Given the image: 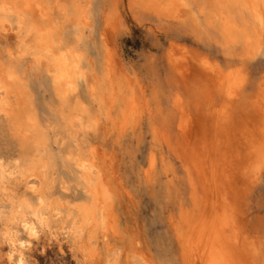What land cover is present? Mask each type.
<instances>
[{
	"label": "bare ground",
	"instance_id": "1",
	"mask_svg": "<svg viewBox=\"0 0 264 264\" xmlns=\"http://www.w3.org/2000/svg\"><path fill=\"white\" fill-rule=\"evenodd\" d=\"M136 1L146 10L159 13L161 9L177 14L178 21L186 15L181 0H131L133 4ZM22 2L0 0L10 6ZM29 2L41 5L27 11L43 15L44 23L57 37L66 32L80 37L81 67L89 87L96 90L102 107H108L109 113L120 108L122 131L131 128L138 88L130 81L116 78L111 65L112 52L104 41V45L94 43L96 30L91 3ZM229 2L213 0L212 10L204 9L205 13L220 17L214 32L207 34L217 39L216 54H200L183 45H171L163 58L167 84L157 100V112L164 123L163 133L167 135L164 138H168V131L175 125L184 143L180 145L182 148L177 146L182 149L177 157L179 166L171 164L166 157H161L159 163L151 154L147 174L154 180L160 167L175 187L168 222L174 232L180 264H264V217L253 218L249 227L251 237L243 233L232 235L226 230L227 217L229 225L232 218L224 209L223 190H242L246 180L258 179L264 170V75L255 76L250 68L253 61L264 56V31L233 20L239 38L226 32L224 24L229 10L216 5ZM56 4L64 6L63 12L47 7ZM112 24L108 19L105 21L107 28ZM218 43L225 46L218 47ZM237 44L240 49L232 50ZM47 46H50L48 36L38 39L29 33L28 23L21 27L14 8L0 12V71L9 51L12 56L7 58L8 63L17 70V79L0 92V160H4L0 166V264H19L21 252L28 264H40L42 258H47L49 264H101V261L107 264L109 259L116 264L121 257L115 256L109 243L110 236L120 234L116 194L113 179L96 153H78L86 155L96 171L85 172L82 180L77 177L78 185H72L90 203L92 211L82 212L62 204L60 215L53 218L54 209L45 215L43 224L35 215L31 189L34 186L44 192L47 199L45 190L54 171L51 144L56 143V137L49 127L64 125L69 135L60 136L59 143L63 146L74 135L69 122L82 115L63 96L57 84L56 65L36 58ZM83 118L88 119L86 115ZM93 118L97 119L96 114ZM87 147L94 148L89 143ZM16 160L20 163H15ZM85 189L95 196H85ZM75 195L74 191L69 203L75 201ZM240 198L242 202L248 200L241 194L235 196L236 201ZM33 228L35 236L30 234ZM12 238L27 241L29 246L20 248L17 243L13 247L7 243ZM110 251H113L111 257ZM9 253L13 254L11 260ZM131 253L138 259L133 260L128 253L127 264H153L138 251L132 249Z\"/></svg>",
	"mask_w": 264,
	"mask_h": 264
},
{
	"label": "rangeland",
	"instance_id": "2",
	"mask_svg": "<svg viewBox=\"0 0 264 264\" xmlns=\"http://www.w3.org/2000/svg\"><path fill=\"white\" fill-rule=\"evenodd\" d=\"M80 2L84 5L91 3L96 30L93 40L102 45L104 41L112 52L111 65L116 78L130 81L139 92L131 128L125 131L120 129V108L109 113V108L104 106L103 118L96 115L100 123L91 135L97 142L89 141L106 173L113 179L116 194L115 213L120 234L110 236V247L113 249L114 240H126L128 248L142 253L153 264H180L178 246L168 222L175 187L168 182L171 177L166 178L160 167L154 180L147 174L151 154L157 157L159 163L162 162L161 157H166L171 164L179 166L177 157L182 149L177 146L181 147L184 143L175 125L168 131V138H164V123L157 112V100L167 84L163 58L168 55L171 45H183L200 54H216L217 39L207 35L208 29L187 20L186 15L178 21L175 19L177 14L161 9L159 13L146 10L137 1V4L131 0ZM200 2L208 5V12L212 10L213 0ZM107 19L113 23L109 28L105 27ZM223 46L218 43V47ZM234 49H240V44ZM102 68L105 74V62ZM250 68L255 76H263L264 56L253 61ZM117 87L119 92V83ZM223 191L226 198V201L223 198L224 209L232 218L229 225L227 217V233H243L251 237L253 233L249 227L253 218L256 215L264 217V170L258 179L246 180L242 190ZM238 194L248 200L242 202L240 198V201H236ZM258 202L261 204L256 206ZM128 253L126 250L121 259L127 260ZM46 259H40V264H49Z\"/></svg>",
	"mask_w": 264,
	"mask_h": 264
},
{
	"label": "snow or ice",
	"instance_id": "3",
	"mask_svg": "<svg viewBox=\"0 0 264 264\" xmlns=\"http://www.w3.org/2000/svg\"><path fill=\"white\" fill-rule=\"evenodd\" d=\"M180 6L186 10L187 20L208 29L210 33L214 32L218 26L220 17L205 13L204 9L208 5L201 3L200 0H181ZM39 7L41 5L32 4L29 0H24L22 3L11 6L0 3V12L11 11L14 8L21 27L28 23L29 33H34L38 39L45 35L48 36L50 46L44 47L36 58L47 59L50 63L56 65L57 84L60 86L63 96L66 99H70L79 113L82 114L69 122L73 126L74 135L71 139H66L63 146L59 143L60 136L63 135L67 138L69 135L64 130V125L61 123L55 129L49 127V132L56 137V143L51 144L54 171L52 180L45 190L48 198L46 199L44 192L37 191L34 186L31 189L32 203L36 205V218L43 224L45 215L53 213L54 209L56 211L53 218H57L60 215L59 206L62 204H67L69 208H79L82 212L92 211L90 203L83 200L80 192L74 189L72 185H78L77 177L82 180L85 172L96 171L86 158V155L94 154L95 149L89 148L87 145L89 141L92 143L97 142L89 133L96 131L100 119L103 118V107L102 101L95 94L96 90L89 87L85 70L81 67L83 57L79 45L80 37H73L70 32L57 37L55 31L44 23L45 17L43 15L30 14L27 11V9ZM47 7H54L60 12L64 10V6L60 4L48 5ZM216 7L229 10L224 28L231 36L239 38V30L232 23L233 20L241 25H253L264 31V0H230L228 4L218 3ZM57 40H59V44H57ZM11 56L12 52L9 51L3 62V70L0 71V92L5 91L6 86L17 79V70L8 63L7 58ZM93 114L99 116L100 119L93 118ZM84 115L88 117L87 120L83 118ZM81 152L86 155L78 154ZM15 163L19 164L20 161L16 160ZM3 164L4 160H0V166H3ZM74 191L76 192L75 201L69 203L73 199ZM84 195L94 197L95 193L85 189ZM25 227L27 228L28 226L26 225ZM30 234L32 236L36 235L34 228ZM104 241L105 243L108 242L106 236ZM7 243L13 245V247L19 243L20 248L29 246L27 241L18 242L14 238L8 239ZM112 246L116 257H123L127 250L133 260L138 259L131 253L126 240H114ZM12 255V253H9V260L12 259ZM112 255L113 251H110L109 256L111 257ZM19 264H28L22 252L19 256ZM101 264H105V262L101 261ZM107 264H113L112 259H109ZM116 264H127V261L117 259Z\"/></svg>",
	"mask_w": 264,
	"mask_h": 264
}]
</instances>
